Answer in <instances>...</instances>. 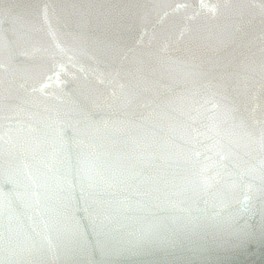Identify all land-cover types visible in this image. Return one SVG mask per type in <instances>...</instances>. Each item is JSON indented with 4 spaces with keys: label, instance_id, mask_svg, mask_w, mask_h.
I'll return each mask as SVG.
<instances>
[{
    "label": "water",
    "instance_id": "water-1",
    "mask_svg": "<svg viewBox=\"0 0 264 264\" xmlns=\"http://www.w3.org/2000/svg\"><path fill=\"white\" fill-rule=\"evenodd\" d=\"M0 264H264V0H0Z\"/></svg>",
    "mask_w": 264,
    "mask_h": 264
}]
</instances>
